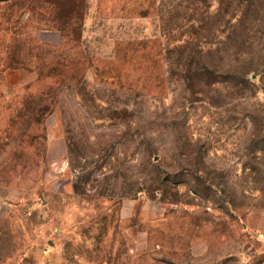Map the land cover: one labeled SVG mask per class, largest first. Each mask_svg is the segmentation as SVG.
<instances>
[{"label": "rangeland", "instance_id": "1", "mask_svg": "<svg viewBox=\"0 0 264 264\" xmlns=\"http://www.w3.org/2000/svg\"><path fill=\"white\" fill-rule=\"evenodd\" d=\"M0 264H264V0H0Z\"/></svg>", "mask_w": 264, "mask_h": 264}, {"label": "trees", "instance_id": "2", "mask_svg": "<svg viewBox=\"0 0 264 264\" xmlns=\"http://www.w3.org/2000/svg\"><path fill=\"white\" fill-rule=\"evenodd\" d=\"M251 71H254V69L253 70H251ZM250 73V72H249Z\"/></svg>", "mask_w": 264, "mask_h": 264}]
</instances>
